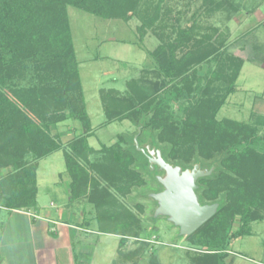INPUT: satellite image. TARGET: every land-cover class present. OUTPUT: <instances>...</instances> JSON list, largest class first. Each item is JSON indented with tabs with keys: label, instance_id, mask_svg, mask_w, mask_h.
<instances>
[{
	"label": "rangeland",
	"instance_id": "1",
	"mask_svg": "<svg viewBox=\"0 0 264 264\" xmlns=\"http://www.w3.org/2000/svg\"><path fill=\"white\" fill-rule=\"evenodd\" d=\"M66 8L72 41L68 67L76 76L65 78L64 62L53 53L30 58L21 53L2 69L0 92L10 103L5 105L10 120L0 125V237L17 241L0 249L6 257L0 264H59L62 235L53 231L54 222L72 226L64 242L73 246L74 264H200L211 251L191 245L164 217L153 218L157 204L150 194L162 190L155 179L161 174L149 171L145 147L164 151L171 165L192 168L198 162L208 170L213 165L212 174L218 173V161L199 155L179 137H166L163 129L153 130L151 110L133 115V109L157 97L179 123L212 116L233 136L244 124L248 140L239 151L249 154L234 166L240 174L223 168L224 178L198 183L203 205L221 202L234 209L225 229L228 235L236 232L246 193L264 184V0H115L107 17ZM180 29H190V40L176 56L190 51L205 52L206 58L180 81L160 88L151 53L172 43ZM5 59L9 63L11 57ZM82 108L88 128L75 118ZM83 138L89 150L75 157ZM173 144L186 162L168 156ZM113 150L125 154L116 159L121 153ZM66 155L85 173L75 198ZM32 168L35 205L8 209L9 183ZM52 208L63 213L51 219ZM255 213L259 219L249 224L250 234L230 241L225 264H264V206Z\"/></svg>",
	"mask_w": 264,
	"mask_h": 264
},
{
	"label": "trees",
	"instance_id": "2",
	"mask_svg": "<svg viewBox=\"0 0 264 264\" xmlns=\"http://www.w3.org/2000/svg\"><path fill=\"white\" fill-rule=\"evenodd\" d=\"M114 1L115 0H0V82L3 80L2 69L8 65L11 67L12 60L20 58L21 53L27 54L26 58L40 53H44L47 56L53 53L56 58H61L64 62L63 67L65 70L63 69V72L65 73V78L69 79L73 75L76 76V70H70L68 67L72 58V41L65 15L66 7L70 6L96 17H107L110 9H113L112 4ZM155 19L156 17H152L150 22H153ZM189 30L190 29L178 30L172 43L165 46L160 45L151 53V58L161 77L160 88H165L167 84H174L178 80L180 81L182 79L181 77L191 66L200 63L206 58L207 54L205 52L193 54L187 51L179 57L176 56L177 50L180 49L185 42L187 43L190 40ZM53 46L57 48L56 52L52 49ZM9 56L11 57V60H8L10 62L5 63V58ZM67 82L68 81H66L65 84ZM158 89L159 87L157 90ZM186 92H192L191 85L186 86ZM131 101L133 100L130 99V102ZM6 104L10 105L6 97L0 92V112L2 113V115L0 114V125L3 119H5L6 122L8 121V123L10 120L8 119V115L5 116V111H7L5 108ZM133 104L132 102V105ZM136 108L137 107L133 109V115H139L150 110L153 112V121L151 120L149 124L153 130L163 129L162 131L163 133L165 132L166 137L174 139L179 137V139L186 141L190 148H195L199 155L204 154L208 159H213V157L217 159L219 164L218 173L212 174L215 167L211 165L209 167L212 169L211 174L199 178L196 182V194L201 204L203 202H201L200 195L198 194V190L201 188L199 187L200 183L212 179L214 181H219V179L224 178L226 175L225 172L221 170L223 168L226 171L238 172L237 168L234 166L243 164L249 154L248 149L239 151V147L248 140L245 138L244 124L240 123L238 125L239 129L233 136L231 132L227 131L229 129L227 128V124L223 121H215L212 116L200 119H188L179 123L172 120L170 113L161 106L157 97L153 98V101L150 103H147V106H142V109L137 110ZM75 118L80 120L84 127H89V121L86 117L84 108L76 112ZM6 122H3L2 125L5 126ZM1 127L2 126H0V131ZM226 133H228V136H226ZM38 134L41 135V132H36V135ZM228 137H231L233 141L230 140V138L228 141ZM258 140L259 139H255V137L251 138V143L256 144ZM79 146L78 152H74L75 157H78L82 150H89V146L84 138L81 139ZM140 146H142V148L144 147L142 144H140ZM178 150L180 149L177 147V144L171 145L168 156L171 159L179 158V160L186 162L185 157L177 154ZM48 151L51 153L52 150ZM117 151L121 154L115 155L116 159H119L120 155L125 154L123 151ZM117 151L113 150V153L116 154ZM160 153L163 160L171 164L164 151H160ZM75 157L69 155L65 156V168L71 177L69 188L72 198L77 196L80 183H82L81 181L85 176L84 171L79 164H77ZM197 164L200 168H203L198 162ZM173 166H179L183 170L191 169L182 167L179 163ZM261 169L264 170V167H261ZM149 171L152 173H160L156 166H153V169H151L149 165ZM237 174L240 173L238 172ZM245 182L249 183L248 178ZM9 184V190L4 199L6 203L5 206L8 209L18 210L21 207H32L35 205V198L37 196L35 168L26 169L21 175L12 179ZM248 187L249 186L245 187V189L243 188L244 192L248 191L246 189ZM251 189L253 194L249 192L246 193V195H249V200L244 209L238 213L240 216V227L232 235H228L225 229V222L228 221V225L231 224L234 209L229 206H224L221 202H217L218 208L214 216L193 234L185 237L191 245L200 246L211 251L210 255H206L200 260V264H225L230 241L240 236L250 234L249 224L259 219L255 210L264 206V184L256 183ZM202 195L201 193V196ZM2 197L3 195L0 193V200L3 199Z\"/></svg>",
	"mask_w": 264,
	"mask_h": 264
},
{
	"label": "water",
	"instance_id": "3",
	"mask_svg": "<svg viewBox=\"0 0 264 264\" xmlns=\"http://www.w3.org/2000/svg\"><path fill=\"white\" fill-rule=\"evenodd\" d=\"M145 149L151 169L156 166L161 174L155 179L162 190L150 194L157 204L153 218L164 217L178 229L180 236H190L211 219L218 208L217 203L201 204L196 194L197 180L209 176L212 169H201L195 164L191 169L183 170L165 162L160 151L149 150L148 146Z\"/></svg>",
	"mask_w": 264,
	"mask_h": 264
},
{
	"label": "crops",
	"instance_id": "4",
	"mask_svg": "<svg viewBox=\"0 0 264 264\" xmlns=\"http://www.w3.org/2000/svg\"><path fill=\"white\" fill-rule=\"evenodd\" d=\"M50 209H51V207H50ZM47 210H49V209H47ZM52 210L53 211L49 210V211L52 212V213L51 212L49 213V217L51 219H53V218L56 217L57 212L59 213V211H60V214L63 213V210H60V209L58 211H56V208H54V209L52 208ZM54 223H56V224H55V226H52L53 231H55V233H57L59 235H62L61 236V239L62 240L58 243L60 247H57L56 252L57 253L60 252V256H63V258L58 263L59 264L60 263H62V264H74L75 256L76 255H75V251L73 249V246L71 247L70 245H67L66 242H64V240H67L66 238H69L70 237V236H68V237H66V236L69 234V232H71L72 226H70V225L69 226H66L64 224H58L57 222H54ZM28 224H31V223L30 222H27L25 225L28 226ZM48 226H49V224H48ZM16 231H19V227L16 228ZM75 231H76V229H75ZM75 231H74V233H76ZM16 241H17V237H16V239L14 238V236L12 238H6L4 235H2L0 237V249L1 250L4 249L5 244H7L8 242L16 243ZM65 243H66V246H65ZM17 248H19V246L18 247H14L15 250ZM0 258L5 259L6 257L1 256Z\"/></svg>",
	"mask_w": 264,
	"mask_h": 264
}]
</instances>
